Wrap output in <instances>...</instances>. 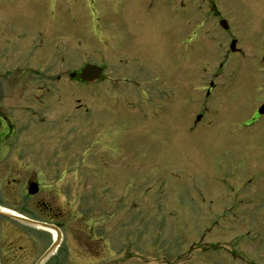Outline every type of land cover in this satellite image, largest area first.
<instances>
[{
    "label": "rangeland",
    "instance_id": "rangeland-1",
    "mask_svg": "<svg viewBox=\"0 0 264 264\" xmlns=\"http://www.w3.org/2000/svg\"><path fill=\"white\" fill-rule=\"evenodd\" d=\"M43 1L53 3H36ZM61 1L68 7L64 39L69 54L61 69L70 71L85 60L93 64L105 59L109 66L106 74L125 99L126 59L130 61L134 55L153 67L162 54L169 67L179 60L181 90L188 95L187 101L181 100L178 129L166 126L160 133L156 119L154 127L138 129L132 138L128 133L133 141L129 148L137 150L142 142L148 150L144 169L118 159L114 168L104 170L100 173L104 176L99 177L91 165L94 157L97 159L98 146L87 145L85 138L82 150L86 161L81 171L84 204H56L67 207L64 227L90 231L97 241L92 242L93 248L104 253L106 260L89 257L84 249L85 263L70 264H264V115L256 112L264 101V0H214L228 28L223 31L215 24L202 49L192 50L188 49L190 25L186 20L181 22L176 11L178 0ZM183 3L181 11L187 14L190 0ZM39 13L37 10L36 22L44 25L45 13ZM57 24L54 18L52 36L60 33ZM232 38L240 52L231 53ZM51 41L42 48L48 49ZM210 71L217 73L213 77L215 90L224 91L223 97L208 104V129H190L194 88L189 80L198 73L209 78ZM69 90V104L61 109H67L72 117L76 112L70 102H83L86 128L95 114V87L72 81ZM117 119L126 121L123 109ZM57 142L52 136L51 145L43 141L41 147L35 140L33 147L36 151L39 148L38 152L41 148L64 151V142ZM65 163L64 182L71 190L79 188L81 176L74 167L80 160ZM143 178L144 202L122 198L104 203L92 197L98 192L90 188L94 183L123 186L121 193L131 194V186ZM3 185L16 187L15 183ZM5 207L15 211V206ZM64 249L52 258V264ZM87 257L94 262L89 263Z\"/></svg>",
    "mask_w": 264,
    "mask_h": 264
},
{
    "label": "flooded vegetation",
    "instance_id": "flooded-vegetation-1",
    "mask_svg": "<svg viewBox=\"0 0 264 264\" xmlns=\"http://www.w3.org/2000/svg\"><path fill=\"white\" fill-rule=\"evenodd\" d=\"M51 1L53 3L48 5L43 1L39 6L36 0H0V208L15 206L13 212L18 215L9 218L0 214V264H52V258L63 247L65 249L55 264L85 263L84 249L89 257L106 260L104 253L93 248L92 242L97 241L90 231L64 227L67 207L56 204H84L85 184L81 171L86 161L82 150L85 138H88L87 145L98 146L97 159L94 157L95 163L91 165L99 177L104 176L100 175L104 170L114 168L118 159L122 160L121 163L130 161L131 166H144V169L148 165V150L142 142L137 150L129 148L133 141H130L128 133L132 138L134 131L154 127L156 119L161 127L160 133L166 126L178 129L181 100L183 97L184 102L187 101L188 96L185 90H181L179 60L169 67L162 54H158L160 57L156 58L153 67L142 59L137 60L134 55L130 61L126 59L128 95L125 99L118 94L116 85L110 82L105 59L92 62L102 68L100 77L92 83L80 77V70L87 60L81 62L77 69H61L69 55L68 43L64 39L68 7L61 0H46ZM177 2L180 21L186 20L190 25L192 42L188 49H202L208 35L212 36V27L219 24L224 14L214 0H190L187 14L181 11L183 0ZM37 10L40 15L45 13L44 25L41 18V24L36 22ZM54 18L60 28L56 36H52L53 31H50L56 26H52ZM37 25L40 26L37 28ZM58 37L61 40H53ZM50 40L51 46L42 48ZM208 74L209 78L205 73H198L189 80L194 88L193 100L190 101L194 104L190 116L193 120L188 124L190 129H208V120L211 119L207 120L211 113L208 104L224 94V91L215 90L217 85L213 77L217 73L210 71ZM72 81L95 87L97 105L86 128L83 102L79 99L70 102L76 112L72 117L67 115V109H61L69 104L68 92ZM120 102L124 105H117ZM121 109L126 121L117 119ZM52 136L58 142H64L65 153L42 148L40 152L39 148L34 150L35 140L41 142V147L43 141L51 145ZM75 158L81 162L74 167L81 176V183L78 182L79 188L76 186L71 190L64 182V171L68 170L65 161ZM3 182L11 186L15 183L16 187L4 186ZM144 183L143 178L132 185L131 194H122L124 187L113 184L94 183L90 188L98 191L92 195L98 202L112 203L122 198L144 202L147 198ZM102 236H105L103 232ZM91 245L92 248H86ZM89 257L87 261L94 262Z\"/></svg>",
    "mask_w": 264,
    "mask_h": 264
},
{
    "label": "water",
    "instance_id": "water-1",
    "mask_svg": "<svg viewBox=\"0 0 264 264\" xmlns=\"http://www.w3.org/2000/svg\"><path fill=\"white\" fill-rule=\"evenodd\" d=\"M220 24L222 25V27L227 28V23H226V21L224 19L220 21ZM235 43H236L235 39H232L231 42H230V48H231L232 51L236 50ZM261 59H262V63L264 64V50H263ZM99 71H100V67H98V66H96L94 64H86L81 69L80 76H81L82 79L92 81L97 76H100ZM257 112L261 113V114L264 113V102L259 106V108L257 109ZM0 214L1 215H5L7 217H11V218L12 217H14V218L17 217L13 213L4 212L2 210H0ZM37 264H39V262Z\"/></svg>",
    "mask_w": 264,
    "mask_h": 264
},
{
    "label": "bare ground",
    "instance_id": "bare-ground-1",
    "mask_svg": "<svg viewBox=\"0 0 264 264\" xmlns=\"http://www.w3.org/2000/svg\"><path fill=\"white\" fill-rule=\"evenodd\" d=\"M2 211H4V212H5V209L3 208V209H2Z\"/></svg>",
    "mask_w": 264,
    "mask_h": 264
}]
</instances>
